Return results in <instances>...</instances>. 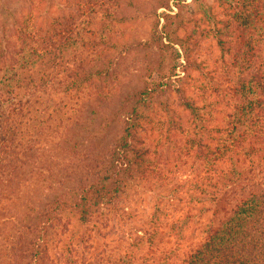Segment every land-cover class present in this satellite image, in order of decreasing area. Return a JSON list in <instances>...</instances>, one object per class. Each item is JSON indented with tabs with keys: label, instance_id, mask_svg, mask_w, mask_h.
<instances>
[{
	"label": "trees",
	"instance_id": "1",
	"mask_svg": "<svg viewBox=\"0 0 264 264\" xmlns=\"http://www.w3.org/2000/svg\"><path fill=\"white\" fill-rule=\"evenodd\" d=\"M111 14L94 21L61 13L13 47L0 41V264H80L81 244L95 238L91 230L102 235L121 195L153 170L144 164L149 148L142 132L157 108L167 134L186 132L189 148L206 162L192 181L213 206L202 243L179 258L166 253L161 264H264V190L252 189L243 169L246 162L258 166L264 142V53L256 54L249 39L234 57L235 70L226 76L237 110L224 126L212 127L202 112L208 107L187 96L189 69L200 63L188 53L190 67L178 63V50L154 34L137 43L152 55L143 85L114 104L112 90L99 89L117 65L111 53L118 43L108 37L113 28L105 20ZM154 54L157 67L150 66ZM209 76L214 92L222 90ZM173 91L191 122L159 101ZM159 235L150 234L153 245ZM142 258L130 250L98 264H151Z\"/></svg>",
	"mask_w": 264,
	"mask_h": 264
},
{
	"label": "rangeland",
	"instance_id": "2",
	"mask_svg": "<svg viewBox=\"0 0 264 264\" xmlns=\"http://www.w3.org/2000/svg\"><path fill=\"white\" fill-rule=\"evenodd\" d=\"M106 10L112 13L105 18L106 26L113 28L108 37L118 43L119 49L111 53L117 63L111 67L113 73L104 80V88L103 82L99 85L100 90H112L109 102L117 104L123 92L143 85L145 67L152 55L137 43L147 41L154 34L178 50L181 55L178 63L190 67L184 53L200 63L199 69H189L187 96L198 105L208 107L202 112L210 125L217 127L233 122L236 99L226 73L235 70L234 57L245 49L249 39L256 54L264 53V38L261 39L264 30L260 28L264 0H0V41L7 40L11 47L24 33L61 13L72 14L79 20L98 21ZM157 60L158 55L154 54L150 66L157 67ZM177 70L180 75L184 74L182 68ZM209 74L221 83L222 90L214 92ZM173 84L177 87L180 81L175 79ZM159 101H168L184 122L192 121L176 91L163 94ZM149 115L144 123L145 144L142 145L149 148L144 164L153 170L134 184L129 193L121 195L117 209L108 215L102 235L91 230L95 238L81 244L80 264H98L111 255L130 250L144 257V262L161 264L166 253L170 252L172 259L182 257L205 238L201 231L213 206L201 200L192 180L204 174L206 162L198 159L195 147L189 148L186 132L177 130L167 134L166 116L161 108L150 111ZM212 135L218 134L212 132ZM205 141L213 144L211 138ZM260 143L258 166L251 168L246 162L243 169L255 183L250 187L264 190V158H259L264 157V142ZM1 225L2 219L0 228ZM171 226L178 231L180 228V234L171 230ZM154 230L161 234L155 245L150 242Z\"/></svg>",
	"mask_w": 264,
	"mask_h": 264
}]
</instances>
